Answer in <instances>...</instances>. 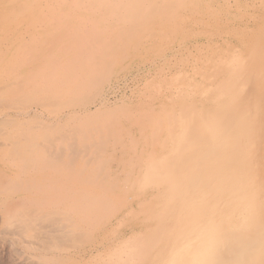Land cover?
<instances>
[{
  "label": "bare ground",
  "instance_id": "obj_1",
  "mask_svg": "<svg viewBox=\"0 0 264 264\" xmlns=\"http://www.w3.org/2000/svg\"><path fill=\"white\" fill-rule=\"evenodd\" d=\"M263 21L264 0H0L15 262L264 264ZM187 39L209 64L191 87L111 105Z\"/></svg>",
  "mask_w": 264,
  "mask_h": 264
},
{
  "label": "rangeland",
  "instance_id": "obj_2",
  "mask_svg": "<svg viewBox=\"0 0 264 264\" xmlns=\"http://www.w3.org/2000/svg\"><path fill=\"white\" fill-rule=\"evenodd\" d=\"M229 1L232 2V0H229ZM243 12H244V9H243ZM251 13H253V15H256V16H260L262 14L261 10H257V9L252 10ZM261 26L264 29V21L261 23ZM190 27H187L185 29V32H189ZM187 35L190 36L191 32H189ZM159 43H160L159 41L155 42L154 46L158 47ZM186 43H187L188 47L190 46L189 48L187 47L188 49L186 51H182V50L177 51L176 52L177 55L175 54L174 56H172L169 61L165 62V64H163L162 61H158L156 63V66H154V68L153 67L151 68V71L149 74H145V75L139 77L135 82L128 83L127 84L128 86L126 85L125 87L120 89L116 93L115 97H113L111 99V101L114 103L119 101L121 107L119 106L118 102L115 104L111 102V105H113L114 107H117V105H118V108L119 107L124 108L129 103H130L129 105L134 104L137 101H139L140 99H141L140 101H151V100H153L154 94L158 92L156 86H158L159 92L161 94L160 97H163L162 94L164 93L165 97L167 98L168 97L167 95L169 94V90H174L175 86H178V88L181 89L180 85H184L183 80H185V82L189 86H190V83L192 81L199 80L200 79V72H203V70H208L209 64L206 61L200 62V60H199V58H200L199 54L200 53L198 52L199 49H197L196 47H191V45H192L191 39H187ZM206 49H207V47L202 48L203 55L206 54ZM242 54L245 55L244 52H242ZM179 64H181V66ZM261 71H262L261 73H264L263 69H261ZM160 74H162V75H160ZM122 92H123V94H122ZM118 95H120V96H118ZM134 95H136V96L134 97ZM140 96L142 98H140ZM118 97H120L122 100ZM124 98H125V100H123ZM165 100H168V99H165ZM260 100L256 102V107L260 104ZM123 101H124V103H122ZM158 101L159 100H156L155 102L158 103ZM120 108H119V112L121 110ZM118 117H119V120L122 121L123 123L127 122L126 117L122 113H118ZM129 130H130L132 135L136 136V133H137V136H138V132L135 133V130L137 131V129L134 128L135 134L133 133L132 128ZM122 137H123V140H128V138H126L127 136L123 132H122ZM124 138H126V139H124ZM125 142H126V144L128 143V141H125ZM126 158H127V156H126ZM127 166H129V165H127ZM6 242L0 236V264H25V263L21 262L19 259H18L17 263L15 262L17 259L12 257L13 255L11 253L9 243L7 242V245H6ZM3 244H5V245H3Z\"/></svg>",
  "mask_w": 264,
  "mask_h": 264
}]
</instances>
